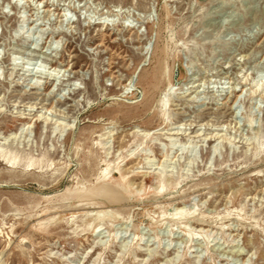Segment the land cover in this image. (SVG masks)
I'll return each instance as SVG.
<instances>
[{
    "label": "rangeland",
    "instance_id": "1",
    "mask_svg": "<svg viewBox=\"0 0 264 264\" xmlns=\"http://www.w3.org/2000/svg\"><path fill=\"white\" fill-rule=\"evenodd\" d=\"M1 152L0 264H264V0H0Z\"/></svg>",
    "mask_w": 264,
    "mask_h": 264
},
{
    "label": "bare ground",
    "instance_id": "2",
    "mask_svg": "<svg viewBox=\"0 0 264 264\" xmlns=\"http://www.w3.org/2000/svg\"><path fill=\"white\" fill-rule=\"evenodd\" d=\"M50 76H51V75H50ZM28 128H29V127H28ZM0 159H1L2 161L5 162V161L7 160V155L4 156V155L2 154V152H1V153H0ZM15 161H16V157H9L7 163L13 165L12 162L14 163ZM28 166H32V165L29 164ZM180 211H181V210H180Z\"/></svg>",
    "mask_w": 264,
    "mask_h": 264
}]
</instances>
